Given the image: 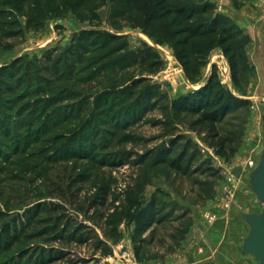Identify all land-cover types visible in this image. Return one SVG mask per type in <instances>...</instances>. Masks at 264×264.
Listing matches in <instances>:
<instances>
[{"label": "rangeland", "instance_id": "obj_1", "mask_svg": "<svg viewBox=\"0 0 264 264\" xmlns=\"http://www.w3.org/2000/svg\"><path fill=\"white\" fill-rule=\"evenodd\" d=\"M53 1H39L35 7L42 13L31 22L18 4L0 5V234L16 219H25L34 204L57 201L65 203L74 225L85 226L84 240L72 239L70 231L61 241H27L1 254L0 264L16 261L20 252L35 257L42 249L52 257L47 249L54 247V259L47 264H187L182 247L187 238L205 256L197 264H260L243 249L250 225L241 214L261 212L264 203L255 207L240 197L248 191L256 195L250 174L264 150V93L252 98L239 93L253 81L255 67L244 58L233 67L220 44L221 37L235 31L217 26L207 39L213 47L207 56L190 44L197 50L189 56L191 77L180 57L183 45L176 44L189 32L175 34L174 29L208 18L196 14L192 21L169 22L179 17L178 9L197 13L199 0H161L148 22L153 0H139L144 5L133 16L121 13L131 5L127 0H90L76 10ZM14 19L17 32H9ZM135 21L141 25L134 26ZM239 37L230 39L236 52L249 45L247 38L237 44ZM81 38L104 49L87 48L84 55L75 51L68 58ZM217 48L227 57L211 64L209 54ZM108 51L112 56L102 59ZM50 52L53 72L45 73ZM60 57L63 62L56 63ZM154 60L162 69L145 72L143 67ZM12 68L16 74L10 80L4 72ZM58 71L62 75L53 80ZM134 77L147 80L134 100L119 104ZM45 84L53 91L42 92ZM199 84L214 99L203 109L200 100L190 98L197 95L187 92ZM147 85L155 89L145 97ZM102 94L108 96L107 109L113 108L107 122L94 105ZM140 95L146 107L138 105ZM62 97L71 98L61 102ZM25 108L30 110L21 114ZM126 113L130 121L122 119ZM47 120L50 131L40 136L37 129ZM9 124L11 132L5 129ZM80 173L85 180L69 186ZM58 186L65 199L54 197Z\"/></svg>", "mask_w": 264, "mask_h": 264}, {"label": "trees", "instance_id": "obj_2", "mask_svg": "<svg viewBox=\"0 0 264 264\" xmlns=\"http://www.w3.org/2000/svg\"><path fill=\"white\" fill-rule=\"evenodd\" d=\"M39 1H47V0H0V5L6 6V8H13L12 6H16L17 4L20 6V9L27 13L29 15V22L34 20V17H39L38 14H41L42 12H40L38 9H36V4H38ZM90 0H54V4L56 5V7H62L64 9H68L69 7H72V10H76V8H82L85 5H87V2ZM131 5L129 7V9L127 8H122L121 9V13H125L128 14L130 16H133V12L137 11H141L142 7H143V3L138 2L139 0H127ZM161 0H153L152 4H151V12L148 14V18H147V22L152 19L155 16V9L158 6L159 2ZM46 4V3H45ZM143 4V5H142ZM199 7L198 12L196 13V11L192 10L190 12H187L186 9L183 10H177V13H179V17L175 18L173 20H171L169 22V25H177V22H180L182 19L184 21H192L195 17L196 14H202L204 16H207V21H203L200 22L198 24L196 23H190L188 24L189 26L185 29H181V28H176L174 29V33L175 34H181L183 32H189V35L187 37H185L183 40H178L176 44H181L183 45L181 51H180V57L181 59L184 61L185 66H186V70H187V74L191 75L190 73V63H189V56L193 51H197L195 48H193V50L190 49V44H192L193 46H199V52L201 53H205L206 56L208 55V53L210 52V49L213 48L212 45H208L207 44V39H209L210 37L213 38V36L217 33V26L223 25L224 27L222 29L226 30L228 28H232L233 32L232 35H228V36H224L221 37L219 42L220 44L225 46V52L230 55L231 57V61H232V65L233 67H236V63H238L241 58H244L246 60L247 59V55H246V49L247 47H240L237 50L239 52H236V49H233L232 45H230V39H232L234 36L236 37H240L237 38L239 43L240 40L247 38L246 36H242L240 34V29L239 27H237L236 25L230 24L229 22H226L225 20H223L220 17H214L213 16V10L212 7L207 4L205 2V0H199L198 2H196V5ZM12 12L10 14H14V9H9ZM35 10V11H32ZM65 11V10H63ZM85 13L84 10L81 12V14ZM47 15V12L44 13V15ZM5 16V14L3 15ZM84 18V14L81 15ZM142 16V15H140ZM135 17L137 18V15H135ZM142 18V17H141ZM139 19H136V21ZM133 22L132 24L134 26H138L141 25V22ZM147 22H144L143 24H146ZM17 24H18V20L14 19L9 25H7L9 32H17L15 30H17ZM193 25H198V26H193ZM202 25H204L205 27H203ZM96 33V32H95ZM235 34V35H233ZM111 37H115V34H111ZM247 41H249V39L247 38ZM248 43V42H247ZM92 46V47H91ZM87 44L86 41L84 39L81 38V41L79 42L78 46H72L70 48V55H68V58L73 59L75 57V51H81L82 54L84 55L87 51H89V49L87 48H93V51H97V48L99 49H104L103 45H99V44ZM247 46V45H246ZM76 49V50H74ZM113 51H108L105 52L102 56V59H108L112 56ZM82 55V56H83ZM46 62L44 64L43 67V71L45 73H49V72H53V69L51 67V63L53 62V58H54V54L53 52H50L49 54H47L46 56ZM154 57H157V55L155 54ZM146 57H144L145 59ZM63 62V59L60 57L56 63L61 64ZM144 62V61H143ZM160 61H152L151 64H149V67H143L144 71L150 74H154L159 72L162 69V65L161 63H159ZM249 62V61H248ZM109 64V63H108ZM144 65V64H143ZM142 65V66H143ZM71 67H76L77 66V61L72 63L70 65ZM109 66V65H108ZM246 66V65H243ZM73 68L71 70H73ZM42 70V69H41ZM11 74H16V71L12 68L10 71H5L4 75L9 78L10 80L13 79V75ZM58 77H53V80H56L57 78H60V71H58L57 73ZM190 77V76H189ZM192 77V75H191ZM30 79L31 82L34 81V75L30 74V76L28 77ZM147 79L145 77H139L136 78L134 77L132 79V86H131V91L123 94L124 96L122 97V101H120L119 104H121L122 102H124V104H126L128 101L134 100V98L136 97V91L138 90V87L143 86V84L145 83ZM214 77H212L210 79V84L211 82H213ZM21 85V83H19V86ZM209 86V84H208ZM207 86L198 89L196 91H193L189 94H196L198 96V98L196 97H192L190 96V98L193 99H198L201 102L199 103L200 108L203 109L202 106L208 105V103L213 102V98L211 99V96L209 97V95H211L210 90L208 92V90L206 89ZM44 90L42 92H50L53 91V89H50V86L48 84L43 85L42 87ZM13 89V88H12ZM6 89L7 91H13V93L17 90V89ZM154 86L153 85H147L146 89H144L145 93L143 94L145 97L147 96V94H149L150 96L152 95L153 91H154ZM0 89V93H1ZM189 95L187 94L184 99H188ZM222 96V95H221ZM227 96V95H225ZM205 97V98H204ZM71 97H62V99H60L61 102H65L66 100H69ZM209 98V99H208ZM227 98V97H226ZM231 98V100H226L225 103V108L227 109L232 103H233V98L234 97H229ZM238 98V97H237ZM137 99V98H136ZM139 100V99H138ZM239 100V99H237ZM140 101L141 103L138 102V105H141L146 107L147 105L144 103L143 101V96L140 95ZM109 102L108 96L106 94H102L100 97H98L94 103L95 107H97V111H99V113L101 114V116H105L104 121L107 122L106 117L108 118V116H110L112 114L113 108L111 109H107V104ZM117 101H114V104H118L116 103ZM245 102H247L245 100ZM194 103V101H193ZM239 104V103H238ZM6 106L8 109H10V105L6 104L4 105ZM236 106V105H235ZM143 107V108H144ZM30 108V107H29ZM29 108H25L23 109V112L21 114H24L25 112L29 111ZM48 110V109H47ZM148 110V109H147ZM141 108L138 107V111L140 112ZM230 111V109L228 110V112ZM142 112V111H141ZM135 113V112H134ZM128 113L121 115V117L123 116L124 118H127V120H131L128 118ZM69 114L66 115V117L68 118ZM134 119H136L138 117V115H134ZM122 117V119H123ZM131 118V117H130ZM11 121V120H10ZM50 120H47L46 124H44L42 127H39L37 129V131H39V135H46L49 133L50 131ZM33 124V123H32ZM113 125H120V121H118V124H116L115 122L111 123ZM17 125V124H16ZM31 126V124H29ZM34 126V124L32 125ZM114 126V127H115ZM4 126L0 124V130H4L3 128ZM5 129H8V132H11V124L9 125H5ZM6 131V132H7ZM6 132H3L4 134H7ZM9 134V133H8ZM84 158V156H82ZM85 180V175L80 173V175L78 177H72L71 180L69 181V186H73L74 183L76 181L79 182H83ZM56 190L59 192L58 194L54 193V197L60 198V199H65L66 198V192L64 190L63 187L58 186L56 187ZM66 205L63 202H57V201H50L49 203H37L34 204V207L31 208L29 211L26 212L27 217L23 220L17 221V219L15 220L14 224H8L6 225L3 229L2 232L0 234V255L10 251L11 249H13L14 247H16L17 245L26 243L27 241H31V240H35V239H39V238H44V240L46 241H61L64 240L67 236H69L71 233V237L76 238L78 241L83 242V238L82 236L84 235V225L80 224V225H74V223L69 219L68 215L65 213L66 212ZM4 215V213L0 212V219L1 217ZM74 227V231H72ZM71 231V233L69 234V232ZM81 234V237L77 238V235ZM45 249H42V253L36 255L35 257H33V255L29 256V255H25L20 252L21 257H18L16 259V261L10 262V264H47L48 262H50L51 260L54 259L53 255L55 254L54 252H56L57 248L54 247L51 250L47 249V251L49 252V254H51L50 256L52 257H47V255H45L44 252ZM46 251V252H47ZM44 252V253H43ZM16 262V263H15Z\"/></svg>", "mask_w": 264, "mask_h": 264}, {"label": "crops", "instance_id": "obj_3", "mask_svg": "<svg viewBox=\"0 0 264 264\" xmlns=\"http://www.w3.org/2000/svg\"><path fill=\"white\" fill-rule=\"evenodd\" d=\"M212 7L214 17H220L240 29V34L249 39L246 49L247 59L255 67V76L247 90H241L242 96L252 98L255 93H264V0H205ZM226 53L217 48L209 54L211 64L219 63L221 58H226ZM222 60V59H221ZM185 79H189L185 74ZM191 81V80H190ZM201 85H192L187 92L198 90ZM192 87V88H191ZM237 92V94H239ZM239 96V95H237ZM244 193L242 199L251 201L252 206H260L256 195ZM245 200V201H246ZM243 201V200H242ZM256 211L252 210L251 212ZM183 250L186 251L185 263L197 264L205 256L199 255L194 246L191 247L190 239L183 240ZM182 251V250H181Z\"/></svg>", "mask_w": 264, "mask_h": 264}, {"label": "water", "instance_id": "obj_4", "mask_svg": "<svg viewBox=\"0 0 264 264\" xmlns=\"http://www.w3.org/2000/svg\"><path fill=\"white\" fill-rule=\"evenodd\" d=\"M250 183L257 198L264 203V150L259 164L250 174ZM241 216L250 225V231L244 239L243 249L257 257L260 264H264V208L261 212L242 213Z\"/></svg>", "mask_w": 264, "mask_h": 264}, {"label": "built area", "instance_id": "obj_5", "mask_svg": "<svg viewBox=\"0 0 264 264\" xmlns=\"http://www.w3.org/2000/svg\"><path fill=\"white\" fill-rule=\"evenodd\" d=\"M232 180V179H231ZM233 185H234V182H233ZM235 186V185H234ZM207 217L210 218V219H214V216L211 215L210 213L207 214Z\"/></svg>", "mask_w": 264, "mask_h": 264}]
</instances>
